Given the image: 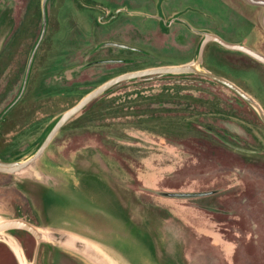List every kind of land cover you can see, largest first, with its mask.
I'll list each match as a JSON object with an SVG mask.
<instances>
[{
    "label": "rangeland",
    "instance_id": "374dc122",
    "mask_svg": "<svg viewBox=\"0 0 264 264\" xmlns=\"http://www.w3.org/2000/svg\"><path fill=\"white\" fill-rule=\"evenodd\" d=\"M47 17L21 114L3 134L7 160L32 155L64 109L111 77L194 61L204 32L264 54V4L249 0H48ZM42 24V0H0V115ZM201 68L264 110L263 63L210 41ZM196 75L129 79L92 100L30 171L0 173V214L103 238L135 264H264V122L232 88ZM9 233L31 261L36 239ZM87 261L55 242L38 248L37 264ZM0 264H19L1 240Z\"/></svg>",
    "mask_w": 264,
    "mask_h": 264
},
{
    "label": "water",
    "instance_id": "95a60500",
    "mask_svg": "<svg viewBox=\"0 0 264 264\" xmlns=\"http://www.w3.org/2000/svg\"><path fill=\"white\" fill-rule=\"evenodd\" d=\"M249 1L252 3L264 4V0H249ZM47 2L48 0H42V18H43L42 29H41L39 38L37 39L31 51V54H30V57L27 63V67L25 70L24 80H23L20 93L12 101V103H10L8 107L3 111V113L0 115V119H2V117L6 114V112H8L20 100V98L22 97L26 89L32 63L34 61L38 47L40 46L45 36L46 30H47V24H48ZM210 41H216L228 49L245 52L248 55L255 58L256 60H258L259 62L264 64V54L255 50L254 48H251L250 46L245 45V44L227 41L223 39L222 37H220L218 34L213 33V32H204V37L200 43L197 58L194 61L189 62V63H183V64L160 65V66H154V67H147L143 69L127 71V72L118 74L114 77H111L110 79L106 80L105 82H103L102 84L98 85L97 87L89 91L87 94H85L76 104H74L70 108L63 111L60 117L55 122V124L50 129V131L47 133L42 143L33 152L32 155H30L29 157L25 159H15V160H6L0 156V172L9 173L13 175H20L26 171L27 172L30 171V169L32 168L36 160L40 158V156L44 153V151L46 150L50 142L53 140V138L56 136V134L60 131L63 125L71 117H73L76 113L82 110L92 100L104 94L110 88L126 80L134 79V78H142V77L152 76V75L182 74V73L184 74L185 73H195V74H202V75L211 77L229 86L234 91H236L239 95H241L257 111L260 118L264 122V110L252 96H250L246 91H244L237 84L227 79L226 77L218 73H215L209 69L201 68V65L203 63V58H204V52H205L207 44ZM109 44L130 48V46L124 43H118V42L111 41L109 42ZM14 229L26 230L29 233H31L36 239V251H35L33 259L29 262L27 261L26 255L24 254V251L20 243L18 242V240L15 238V236L9 233V231L14 230ZM0 240L6 243L10 247V249L15 254L19 264H37L38 248L42 240L55 242L56 244L70 248L79 254L82 253L86 255L88 259L100 258L102 255L101 250H100V244L97 241L90 240L86 237H83L69 230L58 229V228L57 229L56 228H42L22 217H10L9 218V217L3 216L2 214H0Z\"/></svg>",
    "mask_w": 264,
    "mask_h": 264
},
{
    "label": "crops",
    "instance_id": "0c3cea01",
    "mask_svg": "<svg viewBox=\"0 0 264 264\" xmlns=\"http://www.w3.org/2000/svg\"><path fill=\"white\" fill-rule=\"evenodd\" d=\"M101 238V237H100ZM97 241L100 244L101 257L88 259V264H135L126 253L116 245L103 238Z\"/></svg>",
    "mask_w": 264,
    "mask_h": 264
},
{
    "label": "trees",
    "instance_id": "16d2710c",
    "mask_svg": "<svg viewBox=\"0 0 264 264\" xmlns=\"http://www.w3.org/2000/svg\"><path fill=\"white\" fill-rule=\"evenodd\" d=\"M15 56V55H14ZM15 58V57H14ZM209 69H211V68H209ZM211 70H213V69H211ZM216 73H218L219 74V72H216ZM196 75V74H195ZM152 76H158V75H152ZM193 76H194V74H193ZM196 76H202V77H208V76H205V75H202V74H198V75H196ZM149 76H146V77H142V78H136V79H145V78H148ZM208 78H211V77H208ZM116 86V85H115ZM109 91V90H108ZM108 91H106V92H108ZM82 98V97H81ZM96 99V98H95ZM80 100V99H79ZM21 101H18L8 112H6V114L4 115V117L2 118V119H0L2 122H4V125H5V128L3 129L4 131L0 134V156L3 158V159H6V158H4V156L2 155V152H3V146L5 145L4 144V132H8V130H9V128H12L11 126H13L14 124L16 125V122L17 121H15L16 120V118L21 114V111L19 110V108H16V106L20 103ZM78 102V101H77ZM10 103H12V100L8 103V104H10ZM73 104H75V103H73ZM72 104V105H73ZM71 105V106H72ZM70 106V107H71ZM67 109V108H66ZM66 109H64V110H66ZM66 124V123H65ZM7 160V159H6ZM1 173V172H0ZM15 230V229H14ZM22 231H25V232H27V233H29L28 231H26V230H23L22 229ZM30 235H32L31 233H29ZM32 237H34L33 235H32ZM35 239V238H34Z\"/></svg>",
    "mask_w": 264,
    "mask_h": 264
}]
</instances>
